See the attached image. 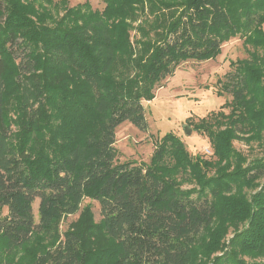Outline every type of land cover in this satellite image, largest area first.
<instances>
[{"label": "trees", "instance_id": "trees-1", "mask_svg": "<svg viewBox=\"0 0 264 264\" xmlns=\"http://www.w3.org/2000/svg\"><path fill=\"white\" fill-rule=\"evenodd\" d=\"M20 1L0 0V264L37 240L48 244L27 264H264V157L247 163L234 146L264 137V0L86 1L60 18ZM237 35L253 50L220 80L229 111L194 125L214 158L169 133L150 162H118L117 127L146 129L159 83ZM12 95L33 149L12 140Z\"/></svg>", "mask_w": 264, "mask_h": 264}, {"label": "rangeland", "instance_id": "rangeland-1", "mask_svg": "<svg viewBox=\"0 0 264 264\" xmlns=\"http://www.w3.org/2000/svg\"><path fill=\"white\" fill-rule=\"evenodd\" d=\"M89 1L93 9L102 10L105 6L104 0H21L20 3L25 5H33L38 11H47L51 16L60 18L67 8H72ZM148 16V22L151 23L154 16L151 14L141 15L138 19L132 21V24H145L142 22ZM162 30V28H154ZM132 40L134 37H140L136 29L131 30ZM253 50L251 46L243 43V37L234 36L224 42L221 52L212 59L206 61H186L176 67L174 72L162 80L155 90V96L149 100H143L145 106L146 119L148 127L146 129L139 128L131 121H125L116 129V147L119 151L117 161L124 162L127 160H135L137 162H150V159L156 150L157 139H162L169 133L177 135L184 141L187 149L193 155H201L205 158H214L213 149L209 138L205 133L195 130L194 125L208 114L221 109L232 99V94L223 91L220 80L224 75L232 69L231 61L243 60L251 57L250 52ZM7 119L12 123L14 135L12 140L17 145L28 140V146H33L34 142L30 141L20 134V115L21 103L17 95L9 96L5 104ZM228 112V107H223ZM58 120L51 117L48 126H58ZM192 128L190 134L185 132V126ZM35 137V136H32ZM234 146L247 157V163L255 158L264 157V137L262 140H253L246 142L245 140H234ZM33 147L29 149H33ZM259 188L264 184V175L259 179ZM195 187L194 184L185 182L183 186ZM257 188V189H259ZM247 192H253L248 190ZM40 199L36 198L33 202V211L36 220L39 219ZM91 204L95 212L96 220L101 218L100 204L98 201L86 198L82 206ZM77 215L70 216L65 219L64 230L69 221L76 218ZM244 226H241L242 229ZM238 228V229H240ZM235 231L233 225L229 226L227 232V240ZM207 232L206 230L204 233ZM39 243L48 244L46 240H39L19 249L13 256L15 264H27L32 253L40 250ZM215 252L212 256L217 255Z\"/></svg>", "mask_w": 264, "mask_h": 264}, {"label": "water", "instance_id": "water-1", "mask_svg": "<svg viewBox=\"0 0 264 264\" xmlns=\"http://www.w3.org/2000/svg\"><path fill=\"white\" fill-rule=\"evenodd\" d=\"M191 131H192V128H191L190 126L186 125V126H185V132H186L187 134H190Z\"/></svg>", "mask_w": 264, "mask_h": 264}]
</instances>
